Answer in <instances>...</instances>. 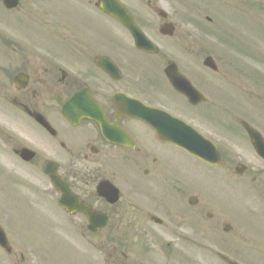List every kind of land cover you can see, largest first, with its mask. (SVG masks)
Wrapping results in <instances>:
<instances>
[{
    "label": "flooded vegetation",
    "instance_id": "af4514ba",
    "mask_svg": "<svg viewBox=\"0 0 264 264\" xmlns=\"http://www.w3.org/2000/svg\"><path fill=\"white\" fill-rule=\"evenodd\" d=\"M39 1L48 43L3 71L21 73L24 86L1 95L18 117L14 157L40 171L45 188L26 189L37 212L27 221L15 194L0 202V264H228L221 255L264 264V158L245 129L264 139V83L246 88L220 62L206 66L208 51L176 22V0L126 2L151 50L101 0ZM193 132L208 140L210 161L181 145H196ZM53 176L81 211L62 207ZM88 214L104 225L89 230Z\"/></svg>",
    "mask_w": 264,
    "mask_h": 264
},
{
    "label": "rangeland",
    "instance_id": "374dc122",
    "mask_svg": "<svg viewBox=\"0 0 264 264\" xmlns=\"http://www.w3.org/2000/svg\"><path fill=\"white\" fill-rule=\"evenodd\" d=\"M180 2L179 11L182 8L192 14L189 27L197 35L202 34L207 51L229 70L230 77L243 78L239 81L250 89L256 85L258 78H264V0ZM184 2L185 7L191 9H185ZM42 10L45 11V5L39 0H20L16 11L4 10L0 1V202L11 201L6 196L15 194L13 198L17 201L13 205H19L21 217L37 214L33 208L26 207L30 204L24 202V194L29 192L26 189H30L34 181L41 182L38 185L42 187L44 182L39 174L34 176L35 179L31 176L22 180L16 178V173L23 174L24 170L12 156L13 139L7 137V134L15 135L14 126L17 124L15 114L1 96L3 89L11 88L10 77L5 76L3 70L12 71L16 66L12 62L20 60L22 51H27L28 56L35 46L47 43L48 32L41 26L47 19L42 16ZM180 14L183 13L180 11ZM207 16L211 22L206 20ZM42 263L45 264L44 261ZM202 263L204 261L198 260V264Z\"/></svg>",
    "mask_w": 264,
    "mask_h": 264
},
{
    "label": "water",
    "instance_id": "95a60500",
    "mask_svg": "<svg viewBox=\"0 0 264 264\" xmlns=\"http://www.w3.org/2000/svg\"><path fill=\"white\" fill-rule=\"evenodd\" d=\"M2 2L6 8H13L17 5L18 0H2ZM101 8L105 12L111 14L116 19L121 21L125 26L132 28V29L134 28L131 24L130 17L126 15L124 8L115 0H104L102 2ZM135 36L136 37L139 36L138 33H136ZM207 60H209V59H207ZM206 62H208V61H206ZM252 139H255V137L252 136ZM254 143H256L255 140H254ZM0 242H1V237H0Z\"/></svg>",
    "mask_w": 264,
    "mask_h": 264
}]
</instances>
